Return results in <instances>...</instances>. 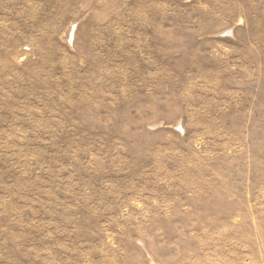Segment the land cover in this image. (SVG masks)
<instances>
[{"label":"rangeland","instance_id":"obj_1","mask_svg":"<svg viewBox=\"0 0 264 264\" xmlns=\"http://www.w3.org/2000/svg\"><path fill=\"white\" fill-rule=\"evenodd\" d=\"M0 264H264V0H0Z\"/></svg>","mask_w":264,"mask_h":264}]
</instances>
